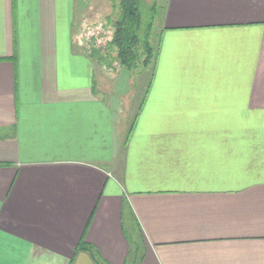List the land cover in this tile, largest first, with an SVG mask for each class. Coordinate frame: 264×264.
Instances as JSON below:
<instances>
[{
  "label": "crops",
  "instance_id": "crops-1",
  "mask_svg": "<svg viewBox=\"0 0 264 264\" xmlns=\"http://www.w3.org/2000/svg\"><path fill=\"white\" fill-rule=\"evenodd\" d=\"M92 8L0 0V264H264V0H165L138 95Z\"/></svg>",
  "mask_w": 264,
  "mask_h": 264
},
{
  "label": "trees",
  "instance_id": "trees-1",
  "mask_svg": "<svg viewBox=\"0 0 264 264\" xmlns=\"http://www.w3.org/2000/svg\"><path fill=\"white\" fill-rule=\"evenodd\" d=\"M118 3L120 12L114 23V31L107 46L117 52L116 60L120 67L132 72L141 67L137 72L146 70L156 58L157 45L154 48L151 41V31L155 17L147 16L143 10L141 0H110ZM153 5L151 11L155 8ZM92 52V51H91ZM93 58L109 64L106 58L100 55V49L91 53Z\"/></svg>",
  "mask_w": 264,
  "mask_h": 264
},
{
  "label": "rangeland",
  "instance_id": "rangeland-1",
  "mask_svg": "<svg viewBox=\"0 0 264 264\" xmlns=\"http://www.w3.org/2000/svg\"><path fill=\"white\" fill-rule=\"evenodd\" d=\"M109 1L110 0H89V3L91 5L93 4V10H88L92 19L90 21L88 20V23L84 28V32H82L83 35L82 37H80V39L82 40L83 45L86 46L89 55H91L94 50L100 49V55L105 57L107 60L105 62L109 64V66L106 67L105 71L118 73L117 71H121V69L123 68L120 67L119 62L116 60L117 52L115 49H109L107 44L111 40L114 31V23L119 16L120 9L118 3ZM164 1L165 0H141L143 10L147 14V16L151 17L152 15H154L155 17L153 28L151 31V41L154 48L156 47L159 38L158 22L162 14V4ZM153 5L155 6V9L151 11L150 9ZM103 65L106 64L103 63ZM140 68L141 67H138L136 70L132 71L133 74L137 75V70H139ZM147 70L148 71L145 73L144 77H137V80L135 81L131 79V82L134 83L132 85V89L134 90L133 93L138 95L140 94V92H142L139 89L138 82L142 80L141 83H143V87H145L147 78L149 76L150 67H148Z\"/></svg>",
  "mask_w": 264,
  "mask_h": 264
}]
</instances>
